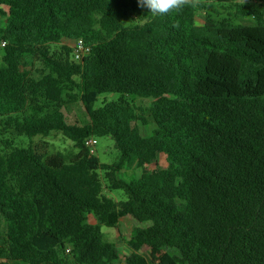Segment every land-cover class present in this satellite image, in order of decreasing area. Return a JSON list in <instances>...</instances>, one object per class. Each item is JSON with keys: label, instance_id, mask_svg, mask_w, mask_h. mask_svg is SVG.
Masks as SVG:
<instances>
[{"label": "trees", "instance_id": "trees-1", "mask_svg": "<svg viewBox=\"0 0 264 264\" xmlns=\"http://www.w3.org/2000/svg\"><path fill=\"white\" fill-rule=\"evenodd\" d=\"M208 1L152 17L136 0H0V264H264V0ZM104 94L118 99L95 108ZM133 98L152 99L150 136ZM75 103L88 123H68ZM53 133L73 149L33 142ZM101 137L112 164L87 145ZM127 216L150 224L130 237L150 259L105 240Z\"/></svg>", "mask_w": 264, "mask_h": 264}, {"label": "rangeland", "instance_id": "rangeland-1", "mask_svg": "<svg viewBox=\"0 0 264 264\" xmlns=\"http://www.w3.org/2000/svg\"><path fill=\"white\" fill-rule=\"evenodd\" d=\"M238 1L243 3L249 2V0H238ZM208 3L210 4L208 11H212L213 9H215L220 13H224V15L227 13L226 11H223V9L219 7V5L216 3V0H210L208 1ZM203 15L204 14L200 15L198 23L202 22ZM247 22L248 21H246V23ZM65 44L72 49L74 42L73 41L66 42ZM2 48H3V43L0 45V60L2 58V53H3ZM71 59L74 60L73 56H71ZM42 70H44V65L41 62L38 61L32 62V72L36 77H40L42 75ZM260 89L264 90V74L261 79ZM117 99H118V95L115 94L101 95L98 98L97 102L95 103V108H100L103 106L104 103ZM133 101L136 105H138L145 111L152 104V99L133 98ZM64 112L66 114L67 121L70 124L83 125L89 122V116L84 106L81 103H75L66 106ZM144 113H145V118L147 120V124L143 125L141 122H139L138 126L140 127L143 136H150L153 134V131L156 128V124L149 112L146 111ZM33 142L36 144H40L43 151L47 153L65 152L73 149L74 147L73 143L70 140H68L66 137H64V135L61 133H53L52 136H50L49 138L36 137L35 139H33ZM29 143L30 141L26 137L15 138L16 145L22 147H28ZM92 151L95 154V156L100 160V162L104 164L114 163L119 155L115 147V142L109 137L97 138V145ZM166 167H167L166 158L163 154H161L159 156L158 163L148 166V169L152 171L156 168L164 169ZM140 175H141L140 170L128 169L120 174V178L132 179V178H138ZM105 192L109 194V197L115 199L116 201H125V195L120 190H113L112 192L109 193V191L106 189ZM135 222L137 221L135 220ZM4 224L5 222L0 216V246H3L5 244L4 238H5V231L7 226ZM149 225L150 224H144L143 227H147ZM133 229L134 226L127 223L126 225H124V227L122 226L123 236L122 235L111 236V234L113 233L117 235V231L113 228L111 229L107 227H102V232L105 236V240L115 243L122 255L136 251L144 255L148 259H150V251L148 248L146 247L141 248L138 247L137 245L130 243V237ZM21 264H27V263H21Z\"/></svg>", "mask_w": 264, "mask_h": 264}, {"label": "clouds", "instance_id": "clouds-1", "mask_svg": "<svg viewBox=\"0 0 264 264\" xmlns=\"http://www.w3.org/2000/svg\"><path fill=\"white\" fill-rule=\"evenodd\" d=\"M137 6L147 9L152 17L164 16L180 11L186 6L198 7L200 0H136Z\"/></svg>", "mask_w": 264, "mask_h": 264}, {"label": "built area", "instance_id": "built-area-1", "mask_svg": "<svg viewBox=\"0 0 264 264\" xmlns=\"http://www.w3.org/2000/svg\"><path fill=\"white\" fill-rule=\"evenodd\" d=\"M5 45L6 44L3 43V46H5ZM72 50H73L74 59L77 62H82L84 60V58L89 56V54L91 52V48L88 45H86L82 39H78L74 42ZM87 145L93 150L95 148V146L97 145V139H95V138L90 139L87 142ZM68 252H70V250H68ZM122 264H124V263H122Z\"/></svg>", "mask_w": 264, "mask_h": 264}, {"label": "crops", "instance_id": "crops-1", "mask_svg": "<svg viewBox=\"0 0 264 264\" xmlns=\"http://www.w3.org/2000/svg\"><path fill=\"white\" fill-rule=\"evenodd\" d=\"M3 219V218H2ZM4 220V219H3ZM5 222V221H4ZM89 223L90 224H92V225H96L98 222H97V220H96V218L93 216V215H89ZM131 224V225H133L134 226V228H136V227H143V225L142 224H138L137 222H135V220L132 218V217H130V216H127V217H124V218H122L121 220H120V223H119V225H118V227L117 228H113V229H115L116 231H117V235L116 234H111V236H123V230H122V226L124 227V225H126V224ZM4 225H6V222H5V224ZM112 229V228H111ZM5 233H6V231H5ZM118 248V247H117ZM122 249V248H121ZM119 250V249H118ZM134 252H136V251H134ZM139 253V252H138ZM124 255H127V254H124ZM142 255V254H141ZM144 256V255H143ZM145 257V256H144ZM147 258V257H146Z\"/></svg>", "mask_w": 264, "mask_h": 264}]
</instances>
